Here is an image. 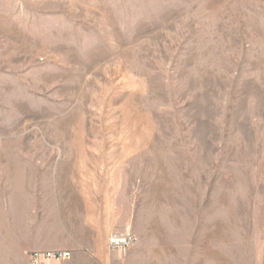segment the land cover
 <instances>
[{"label": "rangeland", "instance_id": "rangeland-1", "mask_svg": "<svg viewBox=\"0 0 264 264\" xmlns=\"http://www.w3.org/2000/svg\"><path fill=\"white\" fill-rule=\"evenodd\" d=\"M95 223L124 264H264V0H0V264Z\"/></svg>", "mask_w": 264, "mask_h": 264}, {"label": "crops", "instance_id": "crops-1", "mask_svg": "<svg viewBox=\"0 0 264 264\" xmlns=\"http://www.w3.org/2000/svg\"><path fill=\"white\" fill-rule=\"evenodd\" d=\"M99 225L82 224V229L58 228L42 234L40 248L71 251V258L61 262H45L44 264H124V257L119 251L106 250V230L103 234ZM103 227H106L103 225ZM97 239H101L100 241Z\"/></svg>", "mask_w": 264, "mask_h": 264}, {"label": "built area", "instance_id": "built-area-1", "mask_svg": "<svg viewBox=\"0 0 264 264\" xmlns=\"http://www.w3.org/2000/svg\"><path fill=\"white\" fill-rule=\"evenodd\" d=\"M133 241V237L131 236H123V237H117L114 236L110 240V247L111 248H122L125 245H128ZM70 257V252L66 250H50V251H44L42 254H35L33 255L34 261H38L41 258L46 260H52V261H62L66 260Z\"/></svg>", "mask_w": 264, "mask_h": 264}]
</instances>
